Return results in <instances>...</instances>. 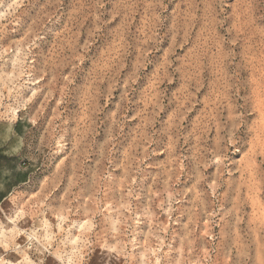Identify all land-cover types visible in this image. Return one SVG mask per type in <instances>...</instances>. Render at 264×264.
<instances>
[{"label":"rangeland","instance_id":"1","mask_svg":"<svg viewBox=\"0 0 264 264\" xmlns=\"http://www.w3.org/2000/svg\"><path fill=\"white\" fill-rule=\"evenodd\" d=\"M0 264H264V0H0Z\"/></svg>","mask_w":264,"mask_h":264},{"label":"crops","instance_id":"2","mask_svg":"<svg viewBox=\"0 0 264 264\" xmlns=\"http://www.w3.org/2000/svg\"><path fill=\"white\" fill-rule=\"evenodd\" d=\"M1 148V147H0ZM3 152L1 151V149H0V155L2 154ZM5 183H7V182H4L2 179H0V185L1 184H5ZM7 191L6 190H3V189H0V200H2L4 197V195L3 194H5Z\"/></svg>","mask_w":264,"mask_h":264}]
</instances>
